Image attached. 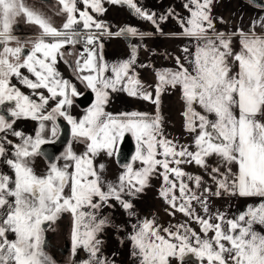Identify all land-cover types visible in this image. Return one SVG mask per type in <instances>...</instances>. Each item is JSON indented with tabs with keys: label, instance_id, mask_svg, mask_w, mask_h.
Returning <instances> with one entry per match:
<instances>
[{
	"label": "snow or ice",
	"instance_id": "6c2138e0",
	"mask_svg": "<svg viewBox=\"0 0 264 264\" xmlns=\"http://www.w3.org/2000/svg\"><path fill=\"white\" fill-rule=\"evenodd\" d=\"M37 2L39 7L29 0H0V264H57L46 250L45 233L63 213L73 219V256L79 250L87 254L80 264H117L115 253L112 258L104 254L102 239L108 228L123 230L104 214L113 201L129 220L136 218L127 236L136 264H188L190 259L196 264H264V233L256 227H264V5L249 0L262 11L248 30L241 18V26L225 32L216 28L215 0H185L187 17L172 8L158 15L137 0H106L127 6L160 36L165 35L162 25L175 18L182 29L179 35L194 42L193 48L181 49L174 68L155 73L153 98L135 72L136 47L128 60L111 65L100 54L105 37L144 39L153 33L132 26L111 32L92 14H104L105 0H56L51 7L63 17L61 27L42 10L50 0ZM20 19L38 35H16ZM73 55L74 61L66 59ZM58 58L95 94V103L80 119L70 112L79 93L56 70ZM13 80L31 94H24ZM168 89L179 91L191 145L165 135L160 106ZM118 91L150 101L156 114L105 111L110 94ZM61 118L85 151L78 155L69 145L61 157H46L47 172L38 175L35 159L45 155L42 145L59 139ZM20 119L38 121L34 136L14 128ZM126 136L134 138L132 160L142 167L125 164L116 182H106L104 166L97 168L93 161L101 153L118 158ZM211 157L216 164L210 167ZM192 164L204 169L214 188L184 171L182 166ZM154 177L162 181L159 196L172 210L168 214H183L184 223L162 227L136 216L132 201ZM224 196L260 200L229 217L210 210L211 198Z\"/></svg>",
	"mask_w": 264,
	"mask_h": 264
},
{
	"label": "crops",
	"instance_id": "0c3cea01",
	"mask_svg": "<svg viewBox=\"0 0 264 264\" xmlns=\"http://www.w3.org/2000/svg\"><path fill=\"white\" fill-rule=\"evenodd\" d=\"M137 2L148 11H154L158 15L165 13L168 9L172 8L181 17H187L188 13L183 8L185 0H137ZM264 5V0H262ZM104 8L106 11L103 15L97 16L92 13L96 18L107 25L109 30L113 33L117 32L121 28L132 26L137 28L141 32H151L153 36L145 37L140 39L139 37H124V36H112L103 38V48L100 50V54L103 56L104 61L109 65L114 63H120L130 58L131 48H137V60L135 66V72L138 78L144 84L145 88L153 93L155 98V85L157 83V71L165 69H172L175 67V57L182 56L181 49L183 47H194V42L189 38L182 37L179 34L182 29L179 22L175 18H169L166 23L162 25L164 36H160L155 32L154 26L149 23L142 21L138 17L134 16L127 6L123 5H112L104 2ZM81 7H83L81 5ZM262 10L257 8L255 4L250 3L246 0H215L213 5V16L216 18V28L220 31L229 32L237 27L242 26L245 30H248L252 20L256 19L258 14ZM53 17L63 18L57 16L53 12H50ZM220 18L223 19L224 23H220ZM52 19V18H51ZM55 22V21H52ZM56 27H60L56 25ZM35 36L38 35L36 31ZM32 46V45H31ZM77 50H81L77 46ZM238 50V46H237ZM69 61L75 60V55L66 57ZM141 64L147 65L146 67H140ZM58 72L61 73L64 79L69 80L75 84L78 96L73 98V104L70 109L72 116L76 119L82 118L87 110L95 103L85 109H79L75 103L76 99L88 92L90 89L86 88L77 78L75 72L69 68L68 64L64 60L58 58V62L55 65ZM26 75H29L25 72ZM110 75V73H109ZM33 78L34 77H31ZM17 87L26 94L30 95L31 90L20 85L15 81ZM44 91V90H37ZM45 95L47 92L45 91ZM35 99V97H33ZM54 106V102H50L49 107ZM184 105L180 99L178 90L168 89L161 95V106L160 112L163 117V127L165 135L173 140H178L180 143L191 145V135L184 130V118L182 112ZM105 111L118 115L121 113H131L133 111L139 113H147L150 116L156 114V106L150 101L138 99L136 97L129 96L126 92L118 91L110 94L109 103L105 107ZM14 128L22 131L26 135H34L38 130V121L31 119H20L14 125ZM15 141V137L11 138ZM134 144L135 140L133 138ZM122 143L119 147H121ZM136 146V144H135ZM85 151V145L77 142L76 153L78 155L83 154ZM135 155V154H134ZM94 166L99 168L100 165L104 166L102 176L106 182H116L119 175L125 171L124 168L119 167L116 157H107L104 154L98 155L94 161ZM209 166H215L216 159L214 157L209 158ZM132 166L136 169L142 167L139 161L131 162ZM184 171L193 176L199 175L209 186L214 188L212 182L204 171V169L192 165L182 166ZM160 178H152L150 181L151 186L145 190L138 198L132 202L134 204V212L140 219L147 218L149 220H155L162 227H169L170 225L184 223L187 219L181 213H176L175 216H170L169 211H172L167 204L164 203L163 199L159 196V190L161 187ZM260 198H237L224 196L221 198L212 197L210 200V210L215 212L217 210L225 212L229 217L238 214L241 211L246 210L248 205H255L259 202ZM114 207L104 209V214L108 215L114 225L122 226V231L119 233L115 232L114 228H108L103 234L102 239L105 241L103 245L104 254L111 257L112 253H115L114 259L117 264H136L134 259L131 257V242L127 239L128 233L131 231V223L136 222V218L133 217L131 220L126 216L125 212L115 202H112ZM191 227L199 232V226L195 223L191 224ZM258 231L264 233V227L256 226ZM123 239V244L119 243V240ZM77 258L79 261H83L87 258V254L83 250L77 252ZM172 264H179V261L173 260ZM188 264H196L194 260H189Z\"/></svg>",
	"mask_w": 264,
	"mask_h": 264
},
{
	"label": "flooded vegetation",
	"instance_id": "af4514ba",
	"mask_svg": "<svg viewBox=\"0 0 264 264\" xmlns=\"http://www.w3.org/2000/svg\"><path fill=\"white\" fill-rule=\"evenodd\" d=\"M29 1L37 2V0H29ZM55 3L56 0H50V4L46 5L49 12H53L54 14L55 11L52 10L51 6L55 5ZM15 27L19 29V31L16 32V35L18 36L26 35L31 38L35 37L34 34H36L37 29L31 25L26 24L23 19H20ZM78 46L80 47V49H82L80 45ZM26 47L30 49L31 43L26 44ZM22 71L26 72V70H22ZM14 82L15 80H13V83ZM82 96L78 97L75 103V105L79 109L81 108L78 106L77 100L80 99ZM58 123L60 125L59 139L56 140L55 143L42 145L41 146L42 151L45 153V155L38 156L35 159V163L33 166H34V170L38 175H43L46 174L47 172L49 161L46 157H52V158L61 157L63 153L67 150L69 145L72 147V150L76 153L77 142L74 141L72 138L71 126L67 123V121H64L62 118L58 121ZM62 124L68 126V130H69L68 140L65 142L58 143L62 136V131H63ZM11 138L12 137H9V139ZM60 163H63V161L61 160ZM72 229H73V219L71 214L63 213L54 224L49 225L48 231L45 233V239L47 241L46 250L57 262V264H80L81 262L78 260L77 254L73 256L72 253V240H71Z\"/></svg>",
	"mask_w": 264,
	"mask_h": 264
},
{
	"label": "water",
	"instance_id": "95a60500",
	"mask_svg": "<svg viewBox=\"0 0 264 264\" xmlns=\"http://www.w3.org/2000/svg\"><path fill=\"white\" fill-rule=\"evenodd\" d=\"M249 1V0H246ZM255 4H262V0H255ZM94 101V95L92 92L86 93L84 96H82L80 99L77 100V104L81 109H87L89 108ZM62 136L58 143L65 142L68 140V126L62 124ZM57 143V144H58ZM135 144L133 141V138L131 136H126L124 141L122 142V145L120 147V154L117 158V163L119 167L124 168L123 166L125 164H131L132 157L135 154Z\"/></svg>",
	"mask_w": 264,
	"mask_h": 264
},
{
	"label": "rangeland",
	"instance_id": "374dc122",
	"mask_svg": "<svg viewBox=\"0 0 264 264\" xmlns=\"http://www.w3.org/2000/svg\"><path fill=\"white\" fill-rule=\"evenodd\" d=\"M30 3H33V4H36L38 7L40 6L37 2H32V1H29ZM42 10L48 15V16H50L51 18H52V21H55V22H53V24L56 26V25H58V26H62V23L64 22V20H63V18H56V17H53V15L52 14H50V12H49V10H48V8H47V6L46 5H44L43 7H42Z\"/></svg>",
	"mask_w": 264,
	"mask_h": 264
},
{
	"label": "built area",
	"instance_id": "2783aa9c",
	"mask_svg": "<svg viewBox=\"0 0 264 264\" xmlns=\"http://www.w3.org/2000/svg\"><path fill=\"white\" fill-rule=\"evenodd\" d=\"M81 47H83L82 45H80Z\"/></svg>",
	"mask_w": 264,
	"mask_h": 264
}]
</instances>
